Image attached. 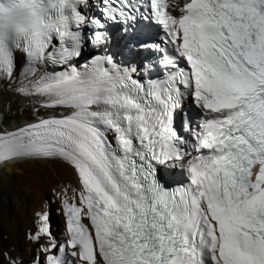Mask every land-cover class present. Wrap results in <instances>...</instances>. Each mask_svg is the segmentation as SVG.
Returning a JSON list of instances; mask_svg holds the SVG:
<instances>
[{
  "label": "snow or ice",
  "instance_id": "1",
  "mask_svg": "<svg viewBox=\"0 0 264 264\" xmlns=\"http://www.w3.org/2000/svg\"><path fill=\"white\" fill-rule=\"evenodd\" d=\"M138 21L139 65L105 47ZM85 45L103 52L77 65ZM0 84L33 105L0 162L77 181L29 264H264V0H0Z\"/></svg>",
  "mask_w": 264,
  "mask_h": 264
},
{
  "label": "bare ground",
  "instance_id": "2",
  "mask_svg": "<svg viewBox=\"0 0 264 264\" xmlns=\"http://www.w3.org/2000/svg\"><path fill=\"white\" fill-rule=\"evenodd\" d=\"M17 62L19 65V58ZM6 87L0 84V124L20 125L32 119L33 105L24 97L5 90ZM37 114L43 115L44 110L38 109ZM76 184L71 170L56 160L14 164L0 162V192L8 188L0 197V253H18L22 264H29L36 246L27 236L38 226L37 214L47 211L50 230L53 232L58 223L57 217L49 214L48 196L53 199L63 220L60 202L55 193L66 187L71 200L72 189ZM0 264H3L2 257Z\"/></svg>",
  "mask_w": 264,
  "mask_h": 264
},
{
  "label": "rangeland",
  "instance_id": "3",
  "mask_svg": "<svg viewBox=\"0 0 264 264\" xmlns=\"http://www.w3.org/2000/svg\"><path fill=\"white\" fill-rule=\"evenodd\" d=\"M8 188L6 187L3 191L0 192V197L3 193H6ZM48 203L50 204L49 207H50V215L51 214H54L56 217H57V223L58 224H61V227H62V216L60 214L59 211H57V207L53 201V199L51 198V196H48Z\"/></svg>",
  "mask_w": 264,
  "mask_h": 264
}]
</instances>
